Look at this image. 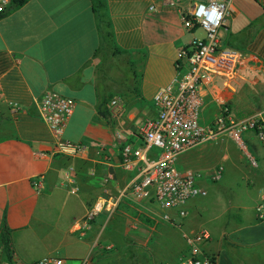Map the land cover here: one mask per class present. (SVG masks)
I'll use <instances>...</instances> for the list:
<instances>
[{"label": "crops", "instance_id": "obj_1", "mask_svg": "<svg viewBox=\"0 0 264 264\" xmlns=\"http://www.w3.org/2000/svg\"><path fill=\"white\" fill-rule=\"evenodd\" d=\"M160 1L107 0L112 42L90 0H29L0 20V227L6 214L14 231L15 256L22 262L52 257L61 246L60 239L52 245L54 233H61L63 242L71 235L80 238V255L58 257L63 264H79L88 256L92 264H181L187 253L183 235L195 233L188 216L198 198L185 207L184 217L171 211L173 222L166 224L154 202L127 195L111 217L102 214L85 235L74 233L90 207L118 197L128 184L132 174L121 167L122 146L143 144L140 130L156 115L155 95L176 79L180 51L200 32L187 33L178 9L163 7ZM195 1L206 0H180L178 8ZM9 8L10 3L5 11ZM221 36L225 47L240 51L244 60L234 82L203 83L204 121L212 122L223 109L241 121L261 111L264 131V0H233ZM49 90L76 104L64 138L87 147L77 158L55 154L52 132L37 116L35 101ZM114 99L122 107L109 121L99 108L110 110ZM243 135L255 156L245 158L237 144L234 148L230 141L219 140L196 158L187 154L202 146L178 161L180 170L206 175L219 164L226 170L230 161L250 172L255 206L249 209L235 200V212L224 211L220 228L207 230L211 237L204 251L216 256L217 264H264V221L256 214L264 196V143L254 131ZM70 173L75 193L66 187ZM108 174L113 179L106 181ZM39 177L45 187L40 193L33 186ZM212 183L208 178L200 182L207 191ZM71 196L82 215L62 230L48 215L58 201L65 208ZM134 207L144 214L129 218V210L137 211ZM40 250L42 255L37 254ZM0 264H7L1 254Z\"/></svg>", "mask_w": 264, "mask_h": 264}, {"label": "built area", "instance_id": "obj_2", "mask_svg": "<svg viewBox=\"0 0 264 264\" xmlns=\"http://www.w3.org/2000/svg\"><path fill=\"white\" fill-rule=\"evenodd\" d=\"M232 1H195L187 8H178L180 0L160 1L163 7L178 9L187 33L194 36L196 32L203 31L204 34L194 36L190 46L180 51L176 79L155 95L156 115L146 120L140 130L143 144L122 146L121 167L132 174L128 184L118 197L99 200L90 207L86 216L75 225L74 233L83 236L100 215L111 217L120 200L127 195L154 202L163 211L161 217L166 222H173L171 211H178L184 217L185 207L190 201L208 196V191L200 182L204 178L219 182L225 167L219 164L211 175L198 170L182 171L178 168L179 159L207 143L218 142L223 136L233 140L241 150L246 149L242 135L248 131L256 132L263 114L261 111L243 121L233 118L225 109L212 122H205L203 118V83L206 80L214 82L215 79L224 80V83L234 82L244 60L240 51L225 47L221 36ZM8 3L9 0H4L0 13L5 11ZM35 106L37 116L52 132L56 155L77 158L86 151L85 145L64 138L65 129L76 108L73 100L49 90L35 101ZM121 107L119 99L111 101V118L118 117ZM17 108L16 104L12 106L15 113ZM259 129L261 132L258 136L264 141L262 126ZM67 177L66 187L73 193L77 192L75 177L71 173ZM110 179H113L112 174H108L106 181ZM33 186L38 193L44 190L43 177L35 179ZM256 214L259 221H264V196L256 207ZM210 237L208 231L184 234L187 253L180 258L181 264H217V257L204 251V244ZM63 263L62 259L46 257L31 264ZM12 264L26 263L14 256ZM79 264H92L91 257L80 260Z\"/></svg>", "mask_w": 264, "mask_h": 264}, {"label": "rangeland", "instance_id": "obj_3", "mask_svg": "<svg viewBox=\"0 0 264 264\" xmlns=\"http://www.w3.org/2000/svg\"><path fill=\"white\" fill-rule=\"evenodd\" d=\"M204 33L203 31H200L198 36H202ZM247 117V115H246ZM240 119V118H239ZM242 120V119H240ZM260 138V136H258ZM242 139L245 143V146H247V150H243L245 154L243 156L246 158L248 155L255 156L254 150L252 146L248 143L247 138L245 135L242 136ZM228 140L231 143H233L231 146L236 148V143L231 140L230 138L223 136L220 138V141H223V143ZM261 141H263L260 138ZM222 143V144H223ZM264 143V141H263ZM213 145L212 143H207L206 145L202 146L197 151H192L187 155H190L191 157L196 158L195 156L200 152L204 151L210 148V146ZM250 179V172L244 169H239L237 165L234 164L233 161H230L226 163V170L224 171L222 179L217 183H212L208 185V196L206 198H198L194 203V206L196 208H192L190 211V215L188 216V221L192 222L193 224V230H195V233H199L202 231L211 230V228H220L219 226L222 224L223 212H235V209L233 207L234 202H240L242 205L247 206L249 209L251 207L255 206L256 198H257V191L253 188L248 187V180ZM75 196H71L69 204L63 208L62 203H59L58 201V207L52 209L50 211V215H48V218H50L54 223L58 221L59 225L58 228L64 230L68 223L71 221V219L75 218L78 219L82 212L80 209L76 206L74 203ZM199 207V208H198ZM135 208V207H134ZM137 209V208H135ZM119 211V210H118ZM251 211V210H250ZM127 214L129 215V218H134L132 216L134 213H137L136 216L143 213L141 210L135 211L129 210ZM116 213V212H115ZM122 213V212H120ZM149 213V212H148ZM114 214V213H113ZM144 214V213H143ZM141 214V215H143ZM150 216H153L149 214ZM124 215L117 214V219H123ZM104 219V218H103ZM107 220L104 219V221ZM168 223V222H164ZM72 236V238H70ZM67 237V241L63 242V236L62 234H53L54 240L52 242V245H54L57 240L60 239L58 242L60 249L51 255L52 257H62L64 258L68 254L72 255H80V252L82 251V248L79 244L80 238L78 235H71ZM119 247H117L118 249ZM42 251L40 250L37 254L42 255ZM122 253V250L121 252ZM42 258H45V255H42ZM98 264H102V262H98Z\"/></svg>", "mask_w": 264, "mask_h": 264}, {"label": "trees", "instance_id": "obj_4", "mask_svg": "<svg viewBox=\"0 0 264 264\" xmlns=\"http://www.w3.org/2000/svg\"><path fill=\"white\" fill-rule=\"evenodd\" d=\"M10 8L7 11L0 13V20L5 18L10 12L13 10L19 9L26 5L29 0H9ZM92 4L93 13L99 18L105 27L107 28L106 38L109 42L113 41V31H112V23L110 20L109 10L107 0H90ZM120 52H117L119 54ZM100 115L106 120L111 119L110 110L108 108H99ZM259 126H262V123L256 127V133L259 134L261 130ZM14 231L10 230L7 225L6 214L4 215L1 227H0V254L1 257L7 262V264H12L13 258L15 256L14 251Z\"/></svg>", "mask_w": 264, "mask_h": 264}]
</instances>
